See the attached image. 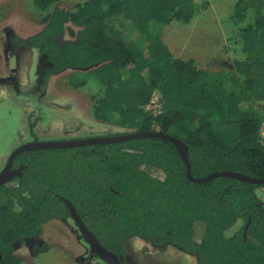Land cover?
I'll list each match as a JSON object with an SVG mask.
<instances>
[{"label":"trees","instance_id":"obj_1","mask_svg":"<svg viewBox=\"0 0 264 264\" xmlns=\"http://www.w3.org/2000/svg\"><path fill=\"white\" fill-rule=\"evenodd\" d=\"M62 1L32 0L44 29L13 41L44 58L38 92L51 76L73 70L70 85L98 88L93 116L126 130L118 135L162 132L181 140L194 178L227 171L264 179V0L233 6L231 38L240 58L232 70L218 71L175 57L162 39L173 22L191 23L205 1L86 0L73 11ZM154 94L159 115L145 109ZM28 122L35 136L38 120ZM15 165L26 166L22 177L0 187V264H22L15 252L25 242L40 247L36 254L47 250L37 240L43 226L71 220L63 199L120 259L138 237L195 254L196 264H264V201L257 192L264 186L227 177L193 183L169 141L32 151ZM197 222L205 225L199 242Z\"/></svg>","mask_w":264,"mask_h":264},{"label":"rangeland","instance_id":"obj_2","mask_svg":"<svg viewBox=\"0 0 264 264\" xmlns=\"http://www.w3.org/2000/svg\"><path fill=\"white\" fill-rule=\"evenodd\" d=\"M86 0H63L60 7L73 11ZM207 8L189 24L173 22L165 27L162 39L175 57L194 59L200 68L232 70L233 60L240 58V47L232 41L236 26L230 20L237 0H198ZM32 0H0V77L13 75L19 92L12 85H0V172L17 147L32 142H62L118 135L126 130L99 121L93 116L95 86L73 88L69 79L73 70L50 77L44 92H38L39 69L46 65L36 50L15 48L14 38L27 39L44 26ZM72 26V25H71ZM239 28V27H238ZM69 40V33L66 32ZM37 88V89H36ZM30 117L38 120L30 131ZM158 171H154V173ZM264 201V188L258 189ZM205 225L197 222L194 239L199 242ZM47 250L34 254L21 244L15 255L22 264H106L91 255L72 220L54 219L43 226L37 239ZM197 256L176 246L155 247L135 237L127 243L123 264H196Z\"/></svg>","mask_w":264,"mask_h":264},{"label":"water","instance_id":"obj_3","mask_svg":"<svg viewBox=\"0 0 264 264\" xmlns=\"http://www.w3.org/2000/svg\"><path fill=\"white\" fill-rule=\"evenodd\" d=\"M8 82H12L15 86L16 92H19L18 82L14 78L0 77V85H4ZM143 138H159L173 143L177 148L183 162L185 163L187 169V176L193 183L205 184L216 178L227 177L253 185L264 186V179L251 178L243 174L227 171L213 173L207 176V178H194L191 174V165L189 162V149L184 142L162 132H136L127 135H118L104 138H90L84 140L62 142H32L21 145L10 155L5 168L0 172V187L7 185L13 180L14 177L22 175L21 170H13L12 166L14 160L23 153L39 150H66L94 145H110ZM63 200L70 213L71 220L76 225L85 243L89 246L91 255L97 256L101 260V262H104L106 264H123L122 261H120L121 259L115 253L107 250L105 247L102 246L96 235L92 231H90L89 228L85 225L74 205L67 199ZM249 224L250 221L248 222V225L245 229V236ZM2 258L3 255L2 253H0V262L2 261Z\"/></svg>","mask_w":264,"mask_h":264},{"label":"built area","instance_id":"obj_4","mask_svg":"<svg viewBox=\"0 0 264 264\" xmlns=\"http://www.w3.org/2000/svg\"><path fill=\"white\" fill-rule=\"evenodd\" d=\"M161 107H162V104L160 101V95L154 94L150 103L145 107V109L151 111L154 115H159L162 110ZM260 134L262 136V139L264 140V122L262 123Z\"/></svg>","mask_w":264,"mask_h":264},{"label":"flooded vegetation","instance_id":"obj_5","mask_svg":"<svg viewBox=\"0 0 264 264\" xmlns=\"http://www.w3.org/2000/svg\"><path fill=\"white\" fill-rule=\"evenodd\" d=\"M15 48H17V47H15ZM20 49V48H19ZM22 49V48H21ZM25 49H27V48H25ZM6 78H14L16 81H17V79L15 78V77H13V75H11V76H8V77H6ZM18 82V81H17ZM4 85H12V86H14V84L12 83V82H8V83H6V84H4ZM14 89H15V86H14ZM16 90V89H15ZM18 148V147H17ZM11 155V154H10ZM20 156V155H19ZM10 157V156H9ZM9 159V158H8ZM17 159V158H16ZM15 159V160H16ZM15 160H14V162H13V166H12V169L13 170H21V174L23 175V172L25 171V169H26V166L25 165H15ZM7 162H8V160H6V164H7ZM22 175L21 176H16V177H14L13 178V180L15 179V178H18V177H22ZM12 180V181H13ZM11 181V182H12ZM10 183V182H9ZM8 183V184H9ZM7 184V185H8ZM62 221H64V220H62ZM78 232H79V230H78ZM79 234H80V232H79ZM80 237L82 238V236H81V234H80ZM38 239V238H37ZM83 239V238H82ZM84 240V239H83ZM41 242V241H40ZM24 244H26V245H28L31 249L33 248V246H34V244L33 245H31L30 243H27V242H25ZM39 244H42V242L41 243H39ZM45 244V243H44ZM43 245V244H42ZM39 249H40V247H39ZM39 249H37L36 251H34L33 249H32V252L36 255V253H37V251L39 250ZM121 260H122V258H121ZM120 260V261H121ZM123 263V262H122Z\"/></svg>","mask_w":264,"mask_h":264}]
</instances>
